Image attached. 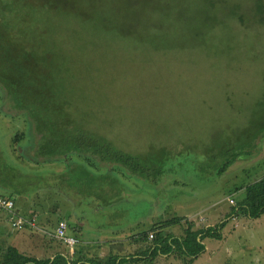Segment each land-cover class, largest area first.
Returning a JSON list of instances; mask_svg holds the SVG:
<instances>
[{"label":"rangeland","instance_id":"374dc122","mask_svg":"<svg viewBox=\"0 0 264 264\" xmlns=\"http://www.w3.org/2000/svg\"><path fill=\"white\" fill-rule=\"evenodd\" d=\"M73 7L46 20V46L70 73L59 94L66 112L82 126L112 129V138L126 150L154 153V169L164 170L154 172V183L118 176L125 193L108 206L99 194L65 193L61 183L80 178L81 171L60 161L32 163L26 138L12 141L27 132L24 117L14 118L7 114L12 108L0 105V196L24 191L15 201L31 202L42 227L20 233L25 237L19 252L41 256L57 249L70 255L43 234H53L61 213L71 215V230L79 225L109 239L129 227L141 234L156 221L185 216L193 230L217 227L220 234L202 241L204 251L192 264H264V213L231 218L228 203L243 198L236 188L264 177V122L252 123L264 116V27L254 15L260 2L73 0ZM235 136L245 148L218 174L229 155L238 153L239 143L230 141ZM6 221L0 213L1 228L12 237ZM166 232L178 236L182 230L175 224ZM152 240L136 242L129 255L146 250ZM113 248L118 254L117 245ZM163 257L139 264H182Z\"/></svg>","mask_w":264,"mask_h":264},{"label":"trees","instance_id":"16d2710c","mask_svg":"<svg viewBox=\"0 0 264 264\" xmlns=\"http://www.w3.org/2000/svg\"><path fill=\"white\" fill-rule=\"evenodd\" d=\"M258 1L262 7L259 10L254 8V15L259 25L264 27V0ZM72 8L73 0H0V105L9 111L12 108L14 113H7L12 117H24L27 132L16 134L12 141L16 145L26 138L29 144L26 153L30 159L32 157V163L60 161L73 171H81L80 178L62 180L61 184L66 188L59 189L65 188V193L71 189L81 191L94 197L99 194L104 205H108L111 200L119 199V194L125 193L119 185L118 176H138L154 183V172L162 175L164 168L160 166L154 169V153L142 155L126 150L124 144L112 138L115 134L112 129L103 133L98 127L82 126L84 123L79 119L76 122L66 112L65 102L59 99V94L62 93L65 80L70 78V73L66 72L62 61L59 63L53 60L46 46L49 34L46 20L51 16H65L71 13ZM263 122L264 116L252 120V123L258 125ZM260 133L264 135V131ZM234 140L239 143L238 153L234 158L229 155V160L225 165L222 163L218 174L230 168L245 148L237 136L230 138L231 142ZM250 156L247 155V158ZM211 157L213 160L217 158L214 155ZM62 175L60 179H63ZM113 184L117 189L112 187ZM24 190L27 192L28 188ZM234 192H242L243 198L240 202L234 201V205L229 204V216L241 212L255 219L264 213V177L236 188ZM23 193L14 190V194ZM62 220L66 222L64 218ZM183 220L185 225L181 224ZM175 224H179L181 235L166 232L167 228ZM67 226L68 235L76 233L74 228L70 229L71 225L67 223ZM193 226L192 222L180 217L165 223H155L146 232L133 236L140 242H147L148 234L153 235L151 246L138 252L141 257L137 259H121L112 249L104 258L76 256L70 262L66 256L56 254L52 260L36 259L8 246L3 249L0 247V264H125L128 261L139 264L150 262L158 256H168L182 264H192L204 251L202 241L205 238H220L217 227L193 230ZM75 254L82 252L74 250Z\"/></svg>","mask_w":264,"mask_h":264},{"label":"crops","instance_id":"0c3cea01","mask_svg":"<svg viewBox=\"0 0 264 264\" xmlns=\"http://www.w3.org/2000/svg\"><path fill=\"white\" fill-rule=\"evenodd\" d=\"M63 191H64V189H63ZM12 193H14V191ZM61 193L63 194V192H61ZM70 193L71 192H69L68 194H70ZM25 195H27V194H21V196H23V197ZM7 196L8 197H3V196H0V197L7 198V199H12V200L15 201V200H17L19 195L18 194H7ZM11 196H12V198H10ZM14 203H15V206H16V212L18 214H20L21 216H23L24 218H26L28 220H32L34 218L35 219V225L37 224L36 223L37 221H36V218H35L36 217V213L30 207L31 206V202H25V205L23 203V205H21V206H20V201L18 202L19 204L16 201ZM80 205L81 204H78V206H80ZM54 207L56 208V205ZM61 215H62V213L60 214V217L57 219V221L62 220V218H64L66 220V222L69 223V220H70L69 216H71V215L69 213L65 217H62L63 215L62 216ZM230 217L233 218V215L230 216ZM181 218H187V217L182 216ZM155 219L156 218H154V220ZM81 222H82V220H79L78 224H80ZM5 223L7 224V221ZM155 223H158V222L156 221V222H154V224ZM47 224L49 225V223H47ZM74 224H76V223H74ZM56 225L57 224H55V226ZM1 227H2V225L0 223V239L3 240V238L6 236V238L4 240L5 244H4L3 248L11 246V247L15 248L16 250H18V245L20 244V242L21 243L24 242L25 235L20 234L21 232L25 231L26 229H31L33 231L34 230L41 231V229H42V227L39 228L37 225H36V228H30V227H27V226H23V227H21L19 229L11 230L10 233H12L13 236L10 237V236H8L7 232H5V230L3 228H1ZM75 227L76 228H74V231H76V233H74L75 235L72 234L71 236H74L75 238H77L79 243L72 250L73 254L69 255L68 252H71V251L68 248H65L67 253H68L66 258H68V260H70V262L72 261L71 259L75 260L76 256L77 257H82V256L85 257L86 256V258L87 257L89 258V257H93V256H98L99 258H104L107 255V253H109V251H110L109 249L113 248V246H116V245L118 247V250H116V251L120 255L121 259L123 257H126L127 260H131V258L132 259H137L138 257H141V256L138 255L139 253L135 254V255L134 254L133 255H129L130 252L135 250V249L132 250V245L136 244V242L138 243V238L137 237H133V236L137 235L139 232H136V233L134 232L133 233L132 228H134V227H129V229H128L129 231H121L120 230L119 231L120 233H116L117 237L115 235H113L115 237L113 239L106 238V236H104L102 234H99V233H93V232H91V230H88V231L84 232V231L81 230L79 225L78 226L75 225ZM137 227H135V228H137ZM54 230H55V228H54ZM54 230L51 233H53ZM129 232H131L130 235L127 234ZM43 234L47 235L50 238V240H53V241L55 240L52 237V235L49 233V231H45L44 230ZM106 240H111L112 242H108ZM46 242H48V241H46ZM46 242L42 243V245H44L45 250H46V248H48L47 245H46ZM56 245H57V248H60V249H61V247H66L63 243L59 242L58 240H55V247H56ZM78 249H79L80 252H82V254H77V255L75 254L74 255V250H78ZM56 250L57 249L52 250L50 254H46L45 253L44 255H41V256H32V255H27V254H23V255H26V256L32 257V258H36V259H50V260H52L56 254L64 256V254H62L60 251L56 252ZM52 253H55V255L52 256ZM21 254H22V252H21ZM162 258H165V257H162ZM135 263L136 262L128 261L125 264H135Z\"/></svg>","mask_w":264,"mask_h":264},{"label":"built area","instance_id":"2783aa9c","mask_svg":"<svg viewBox=\"0 0 264 264\" xmlns=\"http://www.w3.org/2000/svg\"><path fill=\"white\" fill-rule=\"evenodd\" d=\"M230 205H234V200L232 198L228 199ZM0 213H4L7 219V222L10 224L12 229H19L23 226H27L30 228H36L35 219L28 220L18 214L15 210L14 201L12 199L2 198L0 197ZM68 226L67 223L63 220H59L55 227L52 237L55 240L63 243L66 248H68L72 253L74 247L79 243L78 239L74 236L68 235ZM148 239L152 240L153 235L149 234Z\"/></svg>","mask_w":264,"mask_h":264}]
</instances>
